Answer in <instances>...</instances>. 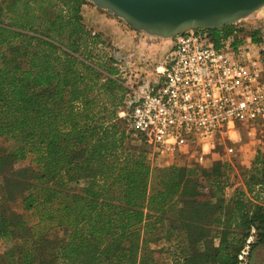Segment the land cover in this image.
<instances>
[{
    "label": "trees",
    "instance_id": "1",
    "mask_svg": "<svg viewBox=\"0 0 264 264\" xmlns=\"http://www.w3.org/2000/svg\"><path fill=\"white\" fill-rule=\"evenodd\" d=\"M86 3L0 0V264H241L264 243V149L230 196L226 160L154 163ZM235 24L199 31L236 47Z\"/></svg>",
    "mask_w": 264,
    "mask_h": 264
},
{
    "label": "built area",
    "instance_id": "2",
    "mask_svg": "<svg viewBox=\"0 0 264 264\" xmlns=\"http://www.w3.org/2000/svg\"><path fill=\"white\" fill-rule=\"evenodd\" d=\"M124 25L125 31L141 34ZM199 30L168 39L169 57L135 69L130 82L126 69L130 60L135 64V57H112L128 90L118 116L145 138L160 166L181 165L176 154L184 145L198 152L196 163L203 165L204 155L220 139L238 138L243 125L247 135H254L257 123L264 122V45L245 36L236 47L227 42L215 47ZM143 35L149 44L155 43L150 40L154 37Z\"/></svg>",
    "mask_w": 264,
    "mask_h": 264
},
{
    "label": "rangeland",
    "instance_id": "3",
    "mask_svg": "<svg viewBox=\"0 0 264 264\" xmlns=\"http://www.w3.org/2000/svg\"><path fill=\"white\" fill-rule=\"evenodd\" d=\"M86 2L87 3L82 6L81 10L83 21L92 31L101 34L102 38L109 44V47L105 49V52L114 58L119 55L120 57H127L128 54H132V56L135 57V64L130 60L132 65L130 68L126 69L127 81H129L131 75L133 76L135 74V69L141 70V67H144L146 62H152L156 58L161 57L159 63H163L162 60H164V57L165 59L169 57L170 51L168 47L165 48V46H168L171 40L154 37L150 38V40L155 43H142L137 46L131 38L124 35L122 32L123 29L125 30L128 28L119 18L106 10L95 7L91 2ZM235 26L243 29L241 31L242 36L249 35L252 30H259L260 35L263 34L264 36V7L255 11L248 18L238 21ZM121 27L123 29H121ZM138 35L145 40V36L142 33ZM142 42L144 41L142 40ZM138 62H142L143 64ZM244 127V125L241 127L239 132L240 136L238 138L233 140H228L226 138L220 139L219 143H216L214 150L204 155L206 163L204 161L203 165L196 163L198 152H193L191 147H188L189 145L181 146L178 150V153L176 154L178 162H180L181 165L209 167L212 163L210 161H216L222 157L223 160H226L232 166V171L229 175L231 186L226 189V195L230 196L236 186H243L242 177L246 172L245 169L250 166L256 151L260 148L264 149V122L257 123L253 129L254 135H247L246 128ZM229 147L233 150L230 153H226ZM153 162L151 163L153 164ZM25 163L26 162L22 163V165ZM154 163L158 164L160 161L157 160ZM1 189L2 184L0 183V198L2 196ZM11 208L13 211H22L19 202L11 203ZM254 239L255 238L252 236L247 242H252ZM4 246L5 243L0 242V250H2ZM166 246L168 245L163 239L156 245H153V247L162 250L166 248ZM248 250L249 248L246 246L239 255V259H242L241 264H264V243L257 245L249 252ZM162 252L164 251H161L160 255L164 256Z\"/></svg>",
    "mask_w": 264,
    "mask_h": 264
},
{
    "label": "water",
    "instance_id": "4",
    "mask_svg": "<svg viewBox=\"0 0 264 264\" xmlns=\"http://www.w3.org/2000/svg\"><path fill=\"white\" fill-rule=\"evenodd\" d=\"M147 36L171 39L189 30L219 29L251 16L264 0H86Z\"/></svg>",
    "mask_w": 264,
    "mask_h": 264
},
{
    "label": "crops",
    "instance_id": "5",
    "mask_svg": "<svg viewBox=\"0 0 264 264\" xmlns=\"http://www.w3.org/2000/svg\"><path fill=\"white\" fill-rule=\"evenodd\" d=\"M121 29H123L122 27H121ZM122 32L124 33V35H126V36H128L129 38H131L132 40H133V42H135V44L138 46V44L139 45H141L142 43H148L149 42V40L147 39V41H146V39L144 40V39H142L140 36H138L137 34H135V33H130V32H127V31H125L124 29L122 30ZM142 40L144 41V42H142ZM157 45V44H156ZM168 46H169V44H168ZM168 46H165V48H167ZM162 47V46H161ZM162 48H164V47H162Z\"/></svg>",
    "mask_w": 264,
    "mask_h": 264
},
{
    "label": "bare ground",
    "instance_id": "6",
    "mask_svg": "<svg viewBox=\"0 0 264 264\" xmlns=\"http://www.w3.org/2000/svg\"><path fill=\"white\" fill-rule=\"evenodd\" d=\"M263 7H264V6H263ZM263 7H262V8H263ZM262 8H261V9H262Z\"/></svg>",
    "mask_w": 264,
    "mask_h": 264
}]
</instances>
